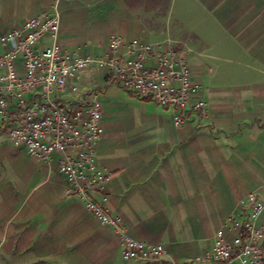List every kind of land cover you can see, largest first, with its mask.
I'll return each instance as SVG.
<instances>
[{
	"label": "crops",
	"instance_id": "obj_1",
	"mask_svg": "<svg viewBox=\"0 0 264 264\" xmlns=\"http://www.w3.org/2000/svg\"><path fill=\"white\" fill-rule=\"evenodd\" d=\"M191 4L215 20L238 54L213 44L210 30L192 32L202 59L186 60L206 114L188 109L176 124V108L128 91L94 65L75 78L76 93L60 95L98 92L96 162L109 179L93 197L114 226L100 225L79 197L65 193L57 156L48 163L33 158L0 121V252L31 245L28 256L56 255L65 264H188L210 252L218 231L236 233L248 194L264 199V0H0V35L46 11L58 15V42L78 55H103L116 34L166 47L171 20L183 17L179 6ZM171 46L182 51L180 43ZM119 52L127 56L128 48ZM125 238L162 244L166 254L124 260Z\"/></svg>",
	"mask_w": 264,
	"mask_h": 264
},
{
	"label": "built area",
	"instance_id": "obj_2",
	"mask_svg": "<svg viewBox=\"0 0 264 264\" xmlns=\"http://www.w3.org/2000/svg\"><path fill=\"white\" fill-rule=\"evenodd\" d=\"M58 29L57 13L41 11L0 35V121L12 142L23 145L33 158L48 163L57 156L65 193L83 200L101 223L114 226L115 220L93 197L109 179L96 162L102 133L98 92L70 100L62 99L61 93L67 88L76 93L75 78L94 65L109 70L128 91L176 108V124L184 121L188 109L202 115L207 109L181 50L155 48L144 41L125 42L116 34L103 55H78L58 42ZM44 37L50 42L42 43ZM122 46L128 48L127 56L119 52ZM244 207L234 223L236 233L226 238L218 231L210 252L193 257L188 264H264V221H258L264 199L250 193ZM165 254L162 244L124 240V260Z\"/></svg>",
	"mask_w": 264,
	"mask_h": 264
},
{
	"label": "rangeland",
	"instance_id": "obj_3",
	"mask_svg": "<svg viewBox=\"0 0 264 264\" xmlns=\"http://www.w3.org/2000/svg\"><path fill=\"white\" fill-rule=\"evenodd\" d=\"M182 5L179 6V11L183 17L178 20H171L172 24V42L171 45H177L180 43L182 47V52L185 54L186 59H188V54L191 57H199L202 59V42L201 40L192 34L193 31L198 32L200 35L203 34V30H210L211 40L213 44H226L229 47L232 44V39H228L227 34L219 28L217 24H215V20L205 16L207 13L205 10L201 9L197 4L190 6V8L182 9ZM185 6V5H184ZM186 8V7H185ZM149 20V19H148ZM151 21V20H150ZM156 22V26L160 24V19H154ZM170 23V20H169ZM164 25V24H162ZM231 43H230V41ZM169 43V46H171ZM229 45V46H228ZM217 52L214 50L211 51ZM227 54H237V50L233 49L232 46L229 47L228 50H225ZM82 202L84 209L90 213L100 225L109 226L107 224H103L100 220L87 208L85 202L79 198ZM11 243L7 242V245ZM24 246V245H23ZM26 246V245H25ZM31 246V245H30ZM22 248L19 245L18 251L13 252L12 254H8L6 250L0 252V264H65L64 258H59L56 255L50 257H30L28 253L30 252L31 247ZM8 254V255H7Z\"/></svg>",
	"mask_w": 264,
	"mask_h": 264
}]
</instances>
